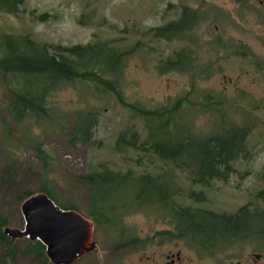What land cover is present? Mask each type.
Listing matches in <instances>:
<instances>
[{"label": "rangeland", "instance_id": "374dc122", "mask_svg": "<svg viewBox=\"0 0 264 264\" xmlns=\"http://www.w3.org/2000/svg\"><path fill=\"white\" fill-rule=\"evenodd\" d=\"M17 16L1 14L0 34L31 33L37 42L65 47L86 45L96 35L99 40L112 42L113 52L125 53L133 49L137 42L141 43L136 51L128 54L119 81L128 103L138 102L147 109H152L168 102L185 97L192 101L205 95L214 94L218 101L225 100L223 105L227 119L233 118L240 123L237 108L256 110L251 113L254 130L247 138V146L251 147V158L248 161L233 163L234 172L229 175L226 183L213 182L209 187L190 185L181 177L180 186L185 192L179 202L217 214H231L243 202V199L255 198L258 189L264 187V73L255 69L252 62L264 63V42L257 40L256 29L249 24V18L243 21L236 17V9L229 0H206L208 3L220 6L226 16L217 20L218 34L230 38L234 43L226 51L217 45L207 46L210 39L215 37L211 20L202 22L196 31L198 61L204 69H209V78L191 79L186 73L170 71L161 73L158 62L177 49V45L153 39L145 32L151 28L162 26L165 22L176 18V0H23ZM167 7L168 5H170ZM46 15V17L44 16ZM81 24H80V23ZM208 31V32H206ZM236 43L245 44L253 56L244 58L237 53L240 48ZM208 47L214 50H207ZM256 55V56H255ZM157 64V66H156ZM197 78V77H196ZM8 98L7 91L0 85V213L7 217L8 228L23 230L24 222L20 212L23 191L30 190L33 194L38 188L37 177L42 175V165L33 152L27 148L29 138L38 137L46 152L51 155L54 166L50 170V179L64 200L71 201L83 217H87L89 202L88 191L80 180L90 171H100L99 164H107L109 169L126 171L134 168L131 161L126 166L122 157L113 151L116 133L124 126L133 125L127 118L132 116L129 108L117 101L108 102L94 100L86 93L84 86L76 84L69 86L51 97V104L57 112L72 115L79 109L94 108L99 113V122L94 129L95 140L101 141V147L68 145L65 135L57 130L60 120L45 122L42 120L28 121L22 129L9 124L7 113L2 110L3 101ZM228 103V104H227ZM235 104L232 107L231 104ZM254 103V104H252ZM252 105V106H251ZM239 106V107H238ZM222 108V107H221ZM236 109V110H237ZM126 112V113H125ZM196 112V111H195ZM62 115V114H61ZM192 129L209 130L212 121H217L208 114H196ZM193 117L191 116V120ZM63 125H69L63 121ZM135 126L142 130L141 123ZM135 159V153H129ZM9 157L13 165L9 181L6 179L8 168L5 166ZM159 165V164H157ZM155 165V166H157ZM136 169V168H134ZM192 196L187 198L188 193ZM160 212V213H165ZM155 211H135L123 216V222L131 233L145 240L156 232L167 229L161 214ZM96 249L84 255L76 264H163L166 252H173L187 244L164 242L161 246L151 244L141 252H136L131 246L120 250L110 249L109 233L106 229H94ZM264 241L261 242V245ZM25 244L15 241L17 251L13 261L8 264H38L34 256L21 255L26 249ZM259 244H256V247ZM264 246V244H263ZM252 245H245L239 250L231 251L228 255L232 262L244 260L254 252ZM256 249V248H255ZM185 256L196 261L195 255L182 249ZM256 254L262 255L264 264V248H257ZM4 249L0 247V259ZM220 257V256H219ZM218 257V258H219ZM6 264V263H1Z\"/></svg>", "mask_w": 264, "mask_h": 264}, {"label": "trees", "instance_id": "16d2710c", "mask_svg": "<svg viewBox=\"0 0 264 264\" xmlns=\"http://www.w3.org/2000/svg\"><path fill=\"white\" fill-rule=\"evenodd\" d=\"M23 4V0H0V12L17 16ZM162 30L150 29L145 33L158 40L163 37ZM136 44L133 49H127L125 53L116 52L115 57H111L112 42L99 40L96 35L86 45L64 48L37 42L31 33L0 34V85L8 93L2 110L7 113L9 124L18 129L25 127L28 121L42 120L56 125L55 121L60 120L57 130L65 135L69 146L97 148L102 144L94 138V129L99 122L98 111L87 107L74 111L70 116L57 112L50 103L51 97L79 84L94 100L105 104L117 101L133 110L132 116L127 118L133 125L118 130L112 144L113 151L122 157L123 163L129 166L132 161L136 169L113 171L107 164H99L100 171L93 170L84 175L80 180L89 195L87 215L96 229L107 230L108 243L113 250L131 246L137 251L146 244L160 245L175 240L194 246H210L220 240L219 224L233 222L234 217L179 202L185 197L180 186L181 177L190 185L202 187H209L213 182H227L234 172L233 163L251 158L252 148L247 146V138L255 128L251 113L256 109L236 108L234 113L239 115V123L226 118L225 103L218 101L214 94L196 99L195 105L191 104L195 107L193 109L189 107V98L170 101L152 109L138 102L128 103L119 81L126 57L139 47ZM176 65L173 60L160 61L157 69L164 73L167 69H175ZM195 113L214 116L217 121H212L207 131L194 130ZM63 121H68L69 125H63ZM135 123H141L142 130ZM28 144L27 148L42 165L36 191L45 194L58 208L77 211L71 201L63 199L50 179L53 157L42 147L38 137L31 136ZM130 152L135 153V159L129 156ZM13 162L9 157L5 165L8 181ZM32 194L25 189L19 201L22 203ZM188 194L187 198H190L193 193ZM135 211H166L160 214L167 229L143 241L132 236L131 232L123 229V216ZM8 224L7 217L0 213V247L4 249L0 264L12 262L17 251L15 242L2 234ZM22 243L26 249L21 255L34 256L39 259L38 264H51L45 258V247L39 241L22 240Z\"/></svg>", "mask_w": 264, "mask_h": 264}, {"label": "flooded vegetation", "instance_id": "af4514ba", "mask_svg": "<svg viewBox=\"0 0 264 264\" xmlns=\"http://www.w3.org/2000/svg\"><path fill=\"white\" fill-rule=\"evenodd\" d=\"M229 2L236 9V17L238 19L243 21L245 18H249V24L256 29L255 36L257 40L263 43L264 0H229ZM169 6L171 4L167 7ZM174 7L177 9L175 19L165 22L162 26L151 28V30L163 29V37L158 39L159 41L174 42L178 46L170 55L171 57L164 59V61H175L177 63L176 67H173L175 69H167L164 73L176 71L186 73L190 78H209L212 72L210 69L211 65L209 69H204L206 65L199 62L196 55L199 53L196 43V31L202 22L210 19L214 27L213 30H215L213 32L215 37L212 40L210 39L207 46L216 44L218 48H224L227 51L234 41L230 38L222 37V34H218L219 26L216 24L217 20L225 18L226 13L220 6L208 3L206 0H176ZM167 37L169 39H166ZM140 44L137 42L136 45L140 46ZM235 44L240 47L237 49V53H239L237 56H244V58L253 56L252 53H249L251 50L248 46L236 42ZM209 49L214 50L212 47L207 48V50ZM252 65L258 71L261 68L264 73V63L261 64L255 61L252 62ZM187 92L190 93L179 99L189 98V107L193 109L195 107L191 106V104L195 105V102L189 97L193 92L191 90ZM225 102V100L221 101L223 104ZM235 104L239 105L238 103L232 105L235 106ZM233 211L231 214L221 213V215L234 217V221H226L219 224L221 231L219 241L210 246L192 245L180 247L174 253L166 252L163 264H261L260 260L263 259V256L256 254V249L264 248V243L261 245V242L264 241V187L258 189L255 198L247 197L243 199L239 207ZM123 229L127 230L128 233L131 232L126 227ZM256 244H259V246L256 247ZM245 245H252L256 249L254 248V252L250 253L244 260L232 262V258L228 254L231 251L245 247ZM182 249L194 254L196 261L199 260V262L191 261L190 257L183 254Z\"/></svg>", "mask_w": 264, "mask_h": 264}, {"label": "water", "instance_id": "95a60500", "mask_svg": "<svg viewBox=\"0 0 264 264\" xmlns=\"http://www.w3.org/2000/svg\"><path fill=\"white\" fill-rule=\"evenodd\" d=\"M24 229L5 228L12 241H40L51 264H74L95 249L93 223L73 210H62L43 193L29 196L20 206Z\"/></svg>", "mask_w": 264, "mask_h": 264}]
</instances>
